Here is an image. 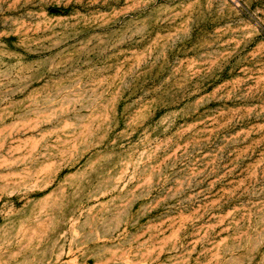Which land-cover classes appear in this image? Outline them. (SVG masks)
<instances>
[{"label":"rangeland","instance_id":"374dc122","mask_svg":"<svg viewBox=\"0 0 264 264\" xmlns=\"http://www.w3.org/2000/svg\"><path fill=\"white\" fill-rule=\"evenodd\" d=\"M0 264H264V0H0Z\"/></svg>","mask_w":264,"mask_h":264}]
</instances>
